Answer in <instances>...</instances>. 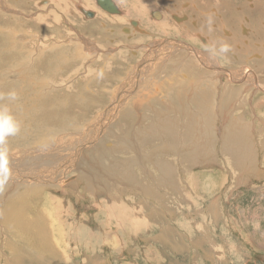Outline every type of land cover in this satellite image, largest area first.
<instances>
[{"label":"rangeland","instance_id":"374dc122","mask_svg":"<svg viewBox=\"0 0 264 264\" xmlns=\"http://www.w3.org/2000/svg\"><path fill=\"white\" fill-rule=\"evenodd\" d=\"M147 1L0 0V264H264V0Z\"/></svg>","mask_w":264,"mask_h":264},{"label":"bare ground","instance_id":"6f19581e","mask_svg":"<svg viewBox=\"0 0 264 264\" xmlns=\"http://www.w3.org/2000/svg\"><path fill=\"white\" fill-rule=\"evenodd\" d=\"M14 1V0H13ZM51 2L52 1H54V0H50ZM111 3H113L114 4V6H115V8H116V12L115 13H109V12H107V11H105L104 9H102V8H100L99 6H100V3L97 1V0H94V2H95V4H96V6L97 7H99L101 10H103L104 12H106L107 14H110V15H120L121 13H122V11L120 12L119 11V9H118V7L115 5V3H114V1L113 0H109ZM127 1H129V0H127ZM155 0H149V1H147V2H142V4H140L139 6H140V11L142 12V11H144V5L145 6H147L148 8H157V7H154V5H157L158 3H155L154 2ZM192 1L194 2V0H191V3H192ZM217 1V4L216 3H214L213 2V0H200V4L201 5H207V4H216V5H218V3H219V7L221 8L220 10H217L216 9V11L218 12H224V11H227L229 8H230V6L227 4V3H225V2H222L221 0H216ZM221 2V3H220ZM229 2V1H228ZM57 3V2H56ZM224 3V4H223ZM234 3V2H233ZM248 3V2H247ZM52 4H54L55 5V2L54 3H52ZM230 4V3H229ZM236 4V3H235ZM245 4V3H244ZM243 4V5H244ZM256 4V3H255ZM91 5V4H90ZM89 5V3H88V1L87 0H85V6L86 7H89V8H93V9H95L94 7H93V4L90 6ZM129 6H130V4H129ZM227 6V7H226ZM248 6V5H247ZM209 7V6H208ZM245 7V6H244ZM77 9L79 10V12L86 18V19H92L94 16H95V13L93 12V11H89V10H85V9H83V8H81V7H77ZM227 9V10H226ZM131 11V10H130ZM129 11V12H130ZM193 11V10H192ZM236 11H238V10H236ZM236 11H234V12H236ZM126 14H127V16H128V12H125ZM144 13H145V11H144ZM165 14L167 13L166 11L164 12ZM250 13V12H249ZM252 13V12H251ZM125 14V15H126ZM137 14V13H136ZM141 14V13H140ZM154 16V19L156 18V19H159V16H160V14L158 13V12H154V13H152ZM138 15V14H137ZM143 15V14H142ZM146 15V14H145ZM168 15V14H167ZM167 15H165V16H167ZM144 16V15H143ZM184 16V15H183ZM128 17H130V16H128ZM145 18H146V16H144ZM149 17V16H148ZM147 17V21L149 20V18ZM161 17V16H160ZM169 17V16H168ZM177 17V16H176ZM180 17H181V15H180ZM187 17V16H186ZM98 19H101V21L102 20H104L103 19V17H99ZM116 19H118L117 21H118V24H120V23H122V22H124L125 20H123V18H116ZM144 19V18H143ZM176 19V18H175ZM178 19V18H177ZM195 19H197L196 21H195V23L194 24H196L197 22H198V24H200V20L198 19V18H195ZM40 20H43V19H40ZM146 20V19H145ZM167 20V19H166ZM179 20V19H178ZM187 20H189V19H187ZM37 21H39V20H37ZM144 21V20H143ZM168 21V20H167ZM166 21V22H167ZM139 22H140V20H139ZM150 24H152L155 28H157V29H160L162 32H164V30H166V28H167V24H166V22L164 23V22H161V23H152L150 20L148 21ZM154 22V21H153ZM140 23H142V22H140ZM202 23V22H201ZM204 24V23H203ZM131 25L133 26V27H135L137 24L135 23V22H131ZM188 25V24H187ZM201 26H203L202 24H201ZM181 29H182V27L181 28H174V32H179V33H181L182 31H181ZM230 29H231V27H230ZM131 30V29H130ZM181 31V32H180ZM15 32V31H14ZM173 32V33H174ZM176 34V33H175ZM185 36V35H184ZM235 52L236 51H231V53H230V51H229V55L228 56H226V55H224L223 56V60H225L224 58H226V60H225V62H228L229 63V68L231 67V66H233L234 64H235V62L237 61V57H232V56H234L235 55ZM155 53V52H154ZM153 53V54H154ZM237 53V52H236ZM77 54V53H76ZM80 54V53H79ZM237 55H238V53H237ZM243 55V54H242ZM236 56V55H235ZM155 58V57H154ZM239 60V59H238ZM151 62H152V57H151V59L150 60H145L144 61V64H145V66L142 68V71L144 72V73H146L147 72V68H148V70H149V64H151ZM233 62V63H232ZM237 64V63H236ZM245 64V63H244ZM246 64H247V61H246ZM178 65V64H177ZM227 66V65H226ZM246 67V66H245ZM214 69H219L218 67H213ZM243 68V67H242ZM231 69V68H230ZM246 69V68H245ZM245 69L243 70V69H238L237 71H236V73H235V78H238V79H240L241 81H242V84L243 83H245V84H247L249 81H253L254 82V84L252 85V88L253 87H255L257 90H260V91H263L264 92V82H262V83H260V84H258V83H256V81H257V79H256V76H255V74L254 73H251V72H249V69L248 70H246L245 71ZM152 70V69H151ZM235 72V71H234ZM232 73V72H231ZM239 73V74H238ZM214 74H216V73H214ZM218 75V74H217ZM227 75V74H226ZM233 75V74H232ZM245 76V77H244ZM246 76H247V78L248 79H246ZM210 78H212V82L211 81H209L210 82V84L211 85H215L216 84V75H211L210 74V76H209ZM230 77V76H229ZM226 78H227V76H226ZM232 78V77H231ZM228 79V78H227ZM146 81V80H145ZM229 82V81H228ZM137 83H138V81L137 80H135V78H131V87H133L134 85L136 86L137 85ZM150 87V86H149ZM215 88H218V86L217 85H215ZM249 88V87H248ZM146 89V88H145ZM129 90L131 91V88H129ZM158 90V89H157ZM255 90V89H254ZM145 91V90H144ZM143 91V92H144ZM235 92H237V91H235ZM238 93V92H237ZM139 93H137L136 94V97H137V95H138ZM246 95H248V94H246ZM238 96V95H237ZM136 97H134V99L136 98ZM250 97V96H249ZM139 99V98H138ZM240 99V98H239ZM242 99V98H241ZM244 99H246V101H248V98H244ZM257 105V103H255V105L254 106H249V107H251V109H252V114H253V116H254V113H261L260 115V117H259V119L260 120H262V121H264L263 119H264V110H262V111H255L254 109H255V107H257L256 106ZM246 113H243V115H245ZM206 119V118H205ZM167 133L170 135V136H174V132H173V130H172V128L171 127H169L168 129H167ZM192 133V132H191ZM176 135H178V133H176ZM177 138H180L181 139V143H184V141L183 140H185V138H186V136H184L183 135V133L179 136V137H177ZM227 138H229V140H232V143L234 142L236 145H241L242 144V142H241V140H240V138H241V136H240V134H236V133H228L227 134ZM179 142V143H180ZM175 148V147H174ZM173 148V149H174ZM232 151H234L235 149L232 147V144L230 143L229 144V147H228V150L230 151V154L232 155V156H228V154H226V157H229L232 161H237V157L238 156H240V155H242V154H235L234 152H239L240 150H238L239 148H237L234 152H231V150ZM243 151H244V149H242ZM185 159V158H184ZM184 159H183V161H184ZM130 161H131V159H129ZM26 161V160H25ZM182 161V162H183ZM185 161H187V160H185ZM235 161H234V163H235ZM28 162V161H27ZM128 162V161H127ZM110 163V162H109ZM114 163V162H113ZM232 163V162H231ZM116 164V163H115ZM28 165V164H27ZM33 165V164H32ZM110 165V164H109ZM108 165V166H109ZM117 166H118V164H116ZM233 166H235V164L233 165ZM27 167V166H26ZM110 167H112V166H110ZM114 167V166H113ZM155 167H157V166H155ZM123 168V167H122ZM17 169V168H16ZM110 169V168H109ZM111 169H113V168H111ZM111 169H110V171H111ZM114 169L116 170V168L114 167ZM6 170V169H5ZM91 170V169H90ZM131 170V166H130V164H129V166L127 165V169H125V170H123V171H125L124 173H126V171H130ZM16 171V170H15ZM114 173V172H113ZM106 174V173H105ZM109 174V173H108ZM30 176V175H29ZM128 178L129 179H131V177L130 176H128ZM159 179H162V177H160ZM20 183V182H19ZM18 183V184H19ZM21 183H23V182H21ZM17 184V185H18ZM21 185V184H20ZM27 185H29V184H27ZM29 186H31V185H29ZM182 198H183V196H181ZM180 198V197H179ZM178 198V199H179ZM182 200V199H181ZM184 200V199H183ZM112 216V215H111ZM35 231V233L36 234H39L36 230H34Z\"/></svg>","mask_w":264,"mask_h":264},{"label":"clouds","instance_id":"9594fccd","mask_svg":"<svg viewBox=\"0 0 264 264\" xmlns=\"http://www.w3.org/2000/svg\"><path fill=\"white\" fill-rule=\"evenodd\" d=\"M211 21H209V24ZM229 46L227 44L221 43L219 46V51L215 52L213 48L209 49V52L212 53V56H220L227 54L229 51ZM9 100L17 99V94L15 92H10L7 94ZM20 131V125L18 121L10 114L9 108L5 106H0V146L6 145L7 139L9 137L15 136ZM7 148L0 147V162L6 159ZM7 182V174L4 172V169L0 167V187H2Z\"/></svg>","mask_w":264,"mask_h":264},{"label":"water","instance_id":"95a60500","mask_svg":"<svg viewBox=\"0 0 264 264\" xmlns=\"http://www.w3.org/2000/svg\"><path fill=\"white\" fill-rule=\"evenodd\" d=\"M100 3V8L104 9L105 11L109 13H115L116 8L113 3H111L109 0H97Z\"/></svg>","mask_w":264,"mask_h":264},{"label":"crops","instance_id":"0c3cea01","mask_svg":"<svg viewBox=\"0 0 264 264\" xmlns=\"http://www.w3.org/2000/svg\"><path fill=\"white\" fill-rule=\"evenodd\" d=\"M250 96V95H249ZM248 100H250V104H249V106H254L255 105V102H261V100H264V95L263 96H261V99L260 98H258V99H254L253 97L250 99H248ZM262 105V103H260V105H256L257 107H260ZM260 109H261V107H260ZM264 110V109H263ZM252 112V111H251ZM264 112V111H263ZM264 120V119H263ZM250 123V122H249ZM248 123V124H249ZM262 124H263V127H264V121L263 122H261ZM256 125H258V124H256ZM260 134H263L262 132L260 133ZM262 144H263V146H264V138L262 139Z\"/></svg>","mask_w":264,"mask_h":264},{"label":"flooded vegetation","instance_id":"af4514ba","mask_svg":"<svg viewBox=\"0 0 264 264\" xmlns=\"http://www.w3.org/2000/svg\"><path fill=\"white\" fill-rule=\"evenodd\" d=\"M87 1H88L89 4H91V5L93 4V2H91L92 0H87ZM113 1L115 2V0H113ZM81 4H82V3H81ZM76 6H77V5H76ZM77 7H78V6H77ZM85 8H89V7H85ZM155 12H157V11H155ZM158 13H159V12H158Z\"/></svg>","mask_w":264,"mask_h":264}]
</instances>
